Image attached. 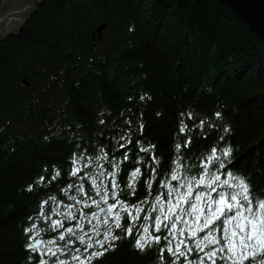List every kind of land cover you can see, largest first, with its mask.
<instances>
[{
	"label": "trees",
	"instance_id": "trees-1",
	"mask_svg": "<svg viewBox=\"0 0 264 264\" xmlns=\"http://www.w3.org/2000/svg\"><path fill=\"white\" fill-rule=\"evenodd\" d=\"M121 136L132 140L128 161L118 147ZM186 138L191 140L187 148ZM137 140L143 147L155 145L160 161L155 176L144 166L148 157L137 153ZM212 147L218 154L231 148L222 158L226 169L216 173L222 180L231 179L226 175L231 171L264 193V41L228 4L36 0L16 31L0 35V264H37L25 247L32 242L25 229L33 223L38 238L56 242L53 250L64 245L40 213L63 219L53 210L66 211L72 195L82 199L75 187L64 191L80 183L70 175L74 158L81 175H98V165L105 174L113 170L97 159L100 149L109 159L115 154L122 161L115 177L121 189L139 166L145 174L135 195L120 192L121 200L136 204L149 192L165 191L156 181L169 178L176 156L187 168ZM137 155L143 158L139 165ZM100 179L111 182V177ZM145 180L153 181L151 189ZM83 184L95 196L87 177ZM44 200L49 204L42 207ZM115 231L121 239L92 264H162L156 247L139 251L133 238ZM74 247L83 252V245ZM58 258L75 264L70 254ZM44 259L53 264L57 257Z\"/></svg>",
	"mask_w": 264,
	"mask_h": 264
},
{
	"label": "snow or ice",
	"instance_id": "snow-or-ice-1",
	"mask_svg": "<svg viewBox=\"0 0 264 264\" xmlns=\"http://www.w3.org/2000/svg\"><path fill=\"white\" fill-rule=\"evenodd\" d=\"M215 115L219 118L221 114L217 112ZM185 128L182 124L180 132L183 133ZM140 130H143L142 124ZM120 141L119 149L125 150L123 161H128L130 149L127 145L132 140L121 136ZM135 143L137 153H144L148 157L144 162L145 168L155 176L156 166L160 163L154 153L155 145L143 147L138 140ZM190 144L191 140L186 138L183 147L187 148ZM175 147L179 153L181 145L178 143ZM100 151L103 154L97 159L107 161L113 170L105 174L103 165H98V175L90 172L81 175V167L75 166L79 161L74 158L70 175L80 183H70L64 191L75 187L82 199L78 200L76 195H72L70 199L74 203L66 205V211L53 210V214L63 219H51L49 215L40 213L43 219L50 220V227L58 231V240L64 241V245H56L53 250L50 245L55 241L38 239L40 232L36 230L35 223L25 229V235L32 241L25 245L30 250V261L36 259L37 264H49L44 259L47 255L57 257L53 264H69L58 258V253H63L70 254L75 264H92L93 260L113 248L116 240L121 239V235L115 231L118 229L124 237L133 238L134 247L139 251L156 247L162 264H264V193L251 189L245 178L231 171L226 172L231 179L222 180L221 175L216 174L226 169L222 158L231 155L230 147L221 149L219 154L218 149L212 147L208 155L197 156L196 163L187 168L183 159L176 156L171 162L173 167L169 168V178L156 181L159 188L165 191H157L155 196L149 192L144 200L136 204L121 200L120 192L127 191L129 196H134L137 181L145 173L136 166L129 174V182L121 189L115 177L122 161L116 160L115 154L109 159L108 153L103 149ZM142 159L137 155L136 164L139 165ZM210 166H214L215 171L210 172ZM194 170L198 175L188 174ZM85 177L90 181L95 196L85 190ZM101 177H111V182L104 184ZM152 183V180H145L146 188L151 189ZM50 199L59 206L55 197ZM48 204L49 200H44L41 206ZM141 205H147V209ZM85 208L89 211L85 212ZM77 209L79 215L75 211ZM141 220L143 222L137 226ZM66 221L75 223L65 226ZM85 221L89 225L87 230ZM148 221L151 223H146ZM34 231L35 235H30ZM77 244L83 245V252L79 247H74ZM31 253L36 256L33 257Z\"/></svg>",
	"mask_w": 264,
	"mask_h": 264
},
{
	"label": "water",
	"instance_id": "water-1",
	"mask_svg": "<svg viewBox=\"0 0 264 264\" xmlns=\"http://www.w3.org/2000/svg\"><path fill=\"white\" fill-rule=\"evenodd\" d=\"M219 1L228 4L232 12L238 18L245 21L250 26V28L264 41V0ZM102 28L103 25H100L96 31L100 32ZM25 84L27 85L28 83L25 82Z\"/></svg>",
	"mask_w": 264,
	"mask_h": 264
},
{
	"label": "rangeland",
	"instance_id": "rangeland-1",
	"mask_svg": "<svg viewBox=\"0 0 264 264\" xmlns=\"http://www.w3.org/2000/svg\"><path fill=\"white\" fill-rule=\"evenodd\" d=\"M35 1L36 0H3L0 3V35L16 31L30 13ZM28 5H30L31 8L25 9ZM14 14L16 15V19L11 20L9 23L6 17L9 18Z\"/></svg>",
	"mask_w": 264,
	"mask_h": 264
},
{
	"label": "bare ground",
	"instance_id": "bare-ground-1",
	"mask_svg": "<svg viewBox=\"0 0 264 264\" xmlns=\"http://www.w3.org/2000/svg\"><path fill=\"white\" fill-rule=\"evenodd\" d=\"M28 8V7H27ZM15 12V11H14ZM13 13V12H12ZM13 19H16V15L14 14L13 16H10L9 18H8V21H9V23H10V21L11 20H13ZM20 19V18H19ZM8 25V24H7Z\"/></svg>",
	"mask_w": 264,
	"mask_h": 264
},
{
	"label": "built area",
	"instance_id": "built-area-1",
	"mask_svg": "<svg viewBox=\"0 0 264 264\" xmlns=\"http://www.w3.org/2000/svg\"><path fill=\"white\" fill-rule=\"evenodd\" d=\"M7 18V21H8V17H6Z\"/></svg>",
	"mask_w": 264,
	"mask_h": 264
}]
</instances>
